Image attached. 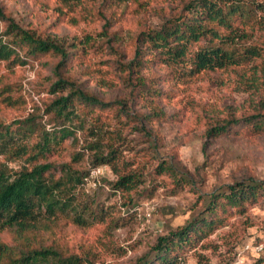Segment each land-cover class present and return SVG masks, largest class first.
Segmentation results:
<instances>
[{
	"label": "rangeland",
	"instance_id": "374dc122",
	"mask_svg": "<svg viewBox=\"0 0 264 264\" xmlns=\"http://www.w3.org/2000/svg\"><path fill=\"white\" fill-rule=\"evenodd\" d=\"M101 1L85 2L74 13L60 11L57 0H0V7L23 25L45 33L84 39L92 35L89 53L74 56L72 73L86 85L114 97L123 93L117 76V55L108 48V36L99 35L104 20L98 12L103 10L110 17L123 5L107 1L103 6ZM179 1L126 0V11L109 30H118L119 44L130 51V40L144 18L139 3L149 10L148 23L158 25L164 12ZM75 14L80 15L77 21L71 20ZM83 15L87 19H82ZM4 24L0 22V31ZM57 60L56 56H41L25 65L0 64V85L7 86L3 93L15 98L12 103L0 97V119L10 122L33 116L41 129L53 131L64 125L74 128V134L63 141L51 159L70 161L79 152L82 160L75 166L87 173L80 199L97 219L83 227L61 221L43 230L47 244L56 245L65 254L89 257L97 264H133L151 250L160 236L200 214L206 195L219 186L251 174L264 180V135L250 136L240 131L217 138L206 136L210 118L232 112L239 115L249 98L236 71L164 79L162 105L170 118L152 120L141 129L137 114L123 117V121L110 116L106 119L108 128H117L124 138L113 140L117 152L112 164L97 165L92 158L94 152L86 147L93 139L94 113L79 107L73 120L68 121L48 111V104L55 98L51 84L56 79L53 67ZM85 68L91 70L90 77L82 74ZM100 78L117 85L110 90L109 85L99 84ZM138 107L134 106V113ZM0 158L11 170L25 163V158ZM163 162L172 169L162 171ZM131 172L139 175L137 187L115 190L112 183L119 174ZM15 239L11 230L0 232V240L13 244ZM180 264H264V197L242 212L233 210L223 225L185 247Z\"/></svg>",
	"mask_w": 264,
	"mask_h": 264
},
{
	"label": "trees",
	"instance_id": "16d2710c",
	"mask_svg": "<svg viewBox=\"0 0 264 264\" xmlns=\"http://www.w3.org/2000/svg\"><path fill=\"white\" fill-rule=\"evenodd\" d=\"M89 1L96 0L57 3L60 11L74 13ZM107 1L123 5L110 17L103 10L98 12L104 20L99 35L108 36V48L117 55V76L123 93L114 97L86 85L72 73L74 56L78 52L89 53L92 35L87 34L84 39L45 33L23 25L0 7V22L5 23L0 31V64L25 65L41 56L57 57L53 67L56 79L51 84L55 98L48 104V111L68 121L73 120L79 107L94 113L93 139L86 147L94 152L95 164L111 165L117 152L113 140L124 138L117 128H108L106 119L110 116L123 121V117L137 114L141 129H146L152 120L170 118L162 105L166 95L163 84L164 79L173 76L236 71L249 91V98L239 115L232 112L210 118L206 136L217 138L240 131L250 136L264 135V0H180L164 12L158 25L148 23L149 10L139 3L144 18L130 40V51L119 44V31L109 30L126 11V0H102L103 6ZM79 16L75 14L71 20L77 21ZM81 72L86 77L91 75L87 68ZM99 84L109 85L110 90L117 85L104 78L99 79ZM5 87L0 85V97L14 103L15 98L3 93ZM136 105L140 109L134 113ZM38 125L33 116L10 122L0 119V157L25 158V163L15 170L0 158V232L11 230L16 234L13 244L0 240V264H97L77 253L65 254L42 238L43 230L61 221L83 227L97 216L80 199L87 173L75 164L82 160V154L77 152L64 162L51 159L63 141L74 134V128L64 125L50 131ZM160 167L164 172L172 169L164 162ZM139 183V175L131 172L119 174L112 185L115 190L131 191ZM263 197L264 180L252 174L219 186L206 195L200 214L160 236L151 250L133 264H180L185 247L223 225L233 210L242 212Z\"/></svg>",
	"mask_w": 264,
	"mask_h": 264
}]
</instances>
